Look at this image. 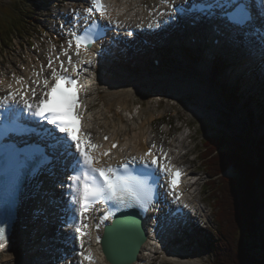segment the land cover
Here are the masks:
<instances>
[{
	"label": "snow or ice",
	"instance_id": "6c2138e0",
	"mask_svg": "<svg viewBox=\"0 0 264 264\" xmlns=\"http://www.w3.org/2000/svg\"><path fill=\"white\" fill-rule=\"evenodd\" d=\"M163 2L170 3L171 0ZM88 3L91 6L83 10L87 15L82 19L90 23L84 26V32L98 26L99 21L95 19L97 15L111 21L106 0H88ZM199 10L205 12L208 18L219 20L241 34H244V29L256 16L264 21V0H204ZM73 11L79 17V11ZM261 26L264 28V24ZM73 35L76 55L79 57L81 48L87 51L94 41L84 35ZM67 43L69 48L63 50V55L67 56V66L64 60H59V67H54V60L49 56L47 67L52 69L51 76L43 79L39 98V79L33 80L31 85H22L20 90L10 91L6 96L0 97V172L19 175L36 163L46 165L56 160L67 161L65 172L70 171V174L67 175L66 187L72 202L78 205L76 211L80 220V226L75 228V233L78 234L76 258L78 264H85V261L94 264L96 257L85 244V237L90 235L85 219L91 207L97 201L113 202V206L123 205L127 208L137 204L145 205L146 199L151 198L152 190L140 175H133L129 162L124 161L113 166L101 163L100 158L93 155V151L100 145L91 140V133L83 130L87 105L83 104L81 91L86 92L87 89L80 81L82 65H90L92 61H73L72 56L68 54L73 41L69 40ZM41 68L43 69V65ZM34 75L39 76V73ZM23 79L18 78L17 83ZM9 88H12V85H9ZM32 121L39 131L35 127H29ZM104 139L108 140L109 137L105 136ZM115 147L117 143L112 144V148ZM155 147L153 144L139 158L132 157V162L135 163L139 159L143 166L140 169L142 174L151 176L163 172L170 177L171 193L179 202L182 193H176L182 172L170 164L167 153H163L164 162L161 163V156L153 152ZM110 151L111 149H108L100 153V156H107ZM145 170L152 171L145 173ZM184 207L187 208L188 205L185 204ZM157 220L158 228L162 232H175L183 226L182 219H169L168 213H163V218L157 217ZM96 227L98 229L99 224ZM4 231V228L0 227V237H3ZM101 239L99 235L96 236L97 243ZM2 248L4 244L0 243V249Z\"/></svg>",
	"mask_w": 264,
	"mask_h": 264
},
{
	"label": "rangeland",
	"instance_id": "374dc122",
	"mask_svg": "<svg viewBox=\"0 0 264 264\" xmlns=\"http://www.w3.org/2000/svg\"><path fill=\"white\" fill-rule=\"evenodd\" d=\"M23 1L26 2L25 6H27L30 0H15V2L0 0V16H2V8L8 6L12 7L14 13H18V11L23 13V11H25L23 8ZM53 1L55 5L61 3L58 0H51V2ZM150 3L151 0L148 4ZM34 9L35 8H31L30 10ZM34 11L37 12V9ZM29 21L32 22V20ZM54 36L55 35L52 37L54 38ZM26 40L27 39H24L25 43H27ZM37 45L38 43H36L35 47ZM171 45L175 48H172L171 52H176L175 54L177 56L179 51H181V47L177 46L174 41L171 42ZM27 48L29 47L22 48L19 46V39L15 40V45H5L3 53L0 54V66L3 68L6 63L9 65L14 63L20 68L21 60H24L23 54L27 53L25 50ZM41 49L47 50L46 42H44ZM233 50L238 51L239 47H234ZM164 51L168 52L167 49H164L163 52ZM224 54L227 55H225L226 60L219 59L218 61H214V63L209 60V62L214 65L210 64L208 69L201 66L204 64V59H200L198 63L191 61L189 58L186 60L187 53L184 54L183 58L185 60L183 62H168L159 70L148 68L149 70L146 71L142 67H138L136 69L137 71H132L130 74L129 80L131 79L132 87L126 86V90H124V92L128 93V99L126 98L128 106H115L112 113H107L105 116L102 115L101 118L105 123L107 122L106 124L109 126V129L113 128L111 131H113L115 127H119L120 119H122L123 128L129 131V134L125 131L127 133L126 137H132L134 133H137V135H143L144 133L151 135L153 131L154 135L161 140L169 141L168 144H176L178 140L174 138L172 141L171 136L165 133L168 132V130H172L180 139L181 144L184 145L185 151H189L186 160L193 165V168L203 173L196 188L204 189L206 193L203 194V196L208 198L207 201L210 204L216 206H225L226 204L227 208H230L226 195H219V198L215 199V195L212 193L213 190L211 188L207 190V186L204 187L209 177L206 174V164L203 163L200 156L202 149L205 150L203 143H201V139L203 137H208V135L218 136L221 133H227L229 136V143L226 148L236 149L237 147L250 143L249 128L255 136L259 137V135H262L264 133V125L261 122V116L258 113L255 114L254 117L251 116L247 108L243 107L242 103H238V98L243 94L245 99L242 100H249L246 97L247 92L257 93L262 89V93H264V88L262 83H259V85H251L242 77L235 76L236 55H234L232 51L225 52ZM197 55L196 52L193 53V56L196 58ZM226 67L227 69H224ZM257 73L258 72H256V76ZM136 80H141L137 87L135 84ZM236 81L239 82L235 83ZM93 83L95 86L99 83V80L94 79ZM233 84L239 88H231ZM244 85L246 86L244 87ZM130 88V92H127ZM96 89L98 88H93V90ZM93 94L94 96H98L96 93ZM235 96L237 99H235ZM262 96H264V94H262ZM99 104L102 105V102L98 97L95 105ZM163 121L168 122L165 125L162 124ZM169 121L171 123H169ZM188 124L190 126H188ZM133 129L135 131H132ZM144 136L147 137L146 135ZM228 174L234 175L235 172L230 168ZM215 232L216 230L214 234ZM51 234H53V232L50 233V236ZM218 236H220V228L218 229ZM192 240L193 242L196 241L193 238ZM47 241L48 240H45V242ZM199 245L200 244H198V246ZM198 246L197 244H193L183 249L189 254L187 258L177 257L174 260L167 257L169 260L165 263H162L161 259L157 262L158 264H217V260L214 261L212 250L203 248L199 252L194 248ZM167 253L170 254L171 252ZM48 257H50V255H46L44 258L48 259Z\"/></svg>",
	"mask_w": 264,
	"mask_h": 264
},
{
	"label": "bare ground",
	"instance_id": "6f19581e",
	"mask_svg": "<svg viewBox=\"0 0 264 264\" xmlns=\"http://www.w3.org/2000/svg\"><path fill=\"white\" fill-rule=\"evenodd\" d=\"M81 3H86V0H79ZM135 1V0H134ZM133 2H131L132 4ZM139 5H136V7ZM133 7V5H132ZM135 7V8H136ZM143 21H141L142 23ZM212 37V40L209 41L207 38ZM54 38H56L54 36ZM219 38L220 41L218 44L214 43V39ZM202 42H204L203 45H198L197 42L195 43L196 47L200 46H206L207 49L206 51L202 49V52L204 53V64L203 68L208 69L210 66L209 60L214 63V60L218 58V56L222 53L232 51L234 52V55H236L235 61H236V66H235V76L237 77H242L248 84L251 85H257L258 83H264V59L260 57L259 59L256 56H250L247 55V50L242 49L240 46L238 51H234L233 48L236 47L235 45H232L228 41H224V37L220 34L213 33L212 31H205L201 35H199V38ZM152 46L154 45V48L148 47L144 45L143 42H141L140 49L138 52L132 51L131 56H133L131 59H126L130 55L128 53H123L122 55H119V57L114 58L111 57L108 59V63L105 61L102 65L104 67V71H100L97 69L96 76L98 77L97 79L99 80V84L97 86L98 89L95 90V92L92 90V94L96 93L99 96V99L102 102V109L100 105H95L93 101L95 100L94 94L92 95V104L90 105L89 102H87V111H88V117L91 118L90 122L92 124H89L90 126L97 124L99 125L98 122H95L96 120H100L102 115H105L104 109L112 113L114 110L115 106L117 107H127L128 106V101H127V96L128 93L124 92L125 87L129 86L131 82L127 83L129 80L122 83L117 81L115 78L117 75L112 76L111 72L108 71V67L116 68L118 65V70H121L123 72H129L134 71V68L131 69L130 63H136L139 64L140 62H147V61H155V60H161L163 58L162 55H160L158 52H148L151 50H155L158 48V43H156V40L153 39L152 41ZM54 44V42H52ZM177 46L181 47V43L176 44ZM237 48V47H236ZM56 47L51 50L53 51V60L54 63L57 61V54L60 53L59 51L55 53ZM146 52V53H143ZM185 51L181 47V51L177 54V57H184ZM208 53V55H207ZM183 55V56H182ZM37 55H35L33 58H35ZM126 59V60H125ZM37 61V62H36ZM218 61V60H215ZM261 62V63H260ZM32 63H35V66H38L41 69V66L47 67L44 65L43 60L39 61V59H34V62H29L25 67H29ZM212 65V64H211ZM136 67V66H135ZM213 67V66H212ZM224 69H227L224 68ZM256 72L257 76H256ZM20 72L18 71L17 79L22 77V74H19ZM28 73L30 74V69L28 70ZM233 74V73H232ZM236 77V78H237ZM16 79V83L13 84L15 86L18 85ZM96 80V79H95ZM12 76L5 75L3 78L0 80V86L5 87L8 83L12 82ZM239 81H236L235 83H238ZM127 83V84H126ZM192 83V82H191ZM136 84V83H135ZM140 84V83H138ZM190 84V83H189ZM195 85V84H194ZM246 85H244L245 87ZM182 87V86H181ZM190 84V88H191ZM192 89V88H191ZM131 88L127 90V92H130ZM180 90V89H179ZM113 97V100L109 98ZM127 98V99H126ZM126 110V109H125ZM117 114V113H116ZM120 119V125L119 127H115V129L112 131L115 134H119V130L123 132V142H129V149L134 152V153H139V152H145L148 149V145H146V137L141 134L137 135V133H134L132 137H126L127 133L123 131V122ZM111 131V130H110ZM102 135L103 133L100 132ZM122 136V135H121ZM211 144V143H210ZM182 145L181 142L178 140V142L168 144L171 148H178V146ZM208 146V145H207ZM128 149V150H129ZM36 182L35 185L32 189V191L28 194L27 199L23 200V205L21 207L20 211V217L14 227L13 233L8 239L7 243L4 245V248L0 250V264H37V261L39 262L38 264H59L57 260L54 258L56 255L51 252L52 247L44 248L45 246H56L58 247L57 244L54 242L49 241V233L46 228L44 227L45 224H39L45 223L42 218H38L39 215H42L43 212L46 209L47 211V206L46 203L45 205L41 204L40 199L37 197L36 194H34V188L36 187ZM68 184V182H67ZM66 184V185H67ZM63 186V184L61 185ZM195 186V183L191 184L190 189H193ZM51 196L57 197L60 195L59 193L55 195V191L53 187L50 189ZM65 192V194H70L68 189L67 190H62ZM57 192V191H56ZM49 197V195H48ZM37 203V208L34 210V213L31 214V203ZM65 202V200H64ZM42 205V206H41ZM74 202L72 200H68L66 203V209L64 216L66 217L68 212H69V220L63 227H68L70 226L71 223V218L74 214ZM68 209V210H67ZM39 214V215H38ZM151 216V215H150ZM62 227V228H63ZM42 229V230H41ZM143 231L141 228L138 229ZM146 230L148 237L146 240L140 241L139 244V239L140 238H132L131 240H128L124 238V236L116 235L113 236L111 233H108L104 237V241L107 239L110 241V244L114 246H121L123 247L124 245H127L126 250L131 252L129 255L125 254L126 256H129V259L125 264H150L149 260L150 256L152 255L151 253H154V256L156 255H164L167 257H170L172 259H176L178 254H181L185 257L188 256L187 252L181 251H172V253H167L166 251L168 250V247L166 245L167 241H171V238L173 235H176V238L178 237V231L173 232H166L165 234L158 233V229L154 228L152 224L148 223L145 225L144 231ZM32 233H31V232ZM38 232V233H37ZM33 235V238H32ZM46 236L45 240H48L45 242V240H41L42 236ZM115 239H118L114 243H111ZM127 242V244H126ZM178 242H181L180 236L178 237ZM124 244V245H123ZM137 244V248H136ZM93 248L99 254L100 256H97V263L96 264H118L115 261L108 259L106 256V252L104 249V246H101V243H93ZM167 247V250L160 251V249ZM51 250V251H50ZM46 255H50L48 259H45ZM180 258V257H179ZM46 261V263H45Z\"/></svg>",
	"mask_w": 264,
	"mask_h": 264
},
{
	"label": "trees",
	"instance_id": "16d2710c",
	"mask_svg": "<svg viewBox=\"0 0 264 264\" xmlns=\"http://www.w3.org/2000/svg\"><path fill=\"white\" fill-rule=\"evenodd\" d=\"M22 20L12 15L0 20V46L1 35L8 36L14 28L20 30ZM261 139L232 150L226 149V135L209 138L203 144L212 176L231 167L236 172L233 177L220 175L212 181L214 191L226 195L230 204V208L221 205V214L227 223L225 232L232 236L221 252L215 245L217 264H264V136Z\"/></svg>",
	"mask_w": 264,
	"mask_h": 264
},
{
	"label": "water",
	"instance_id": "95a60500",
	"mask_svg": "<svg viewBox=\"0 0 264 264\" xmlns=\"http://www.w3.org/2000/svg\"><path fill=\"white\" fill-rule=\"evenodd\" d=\"M116 229H114L112 232L116 231ZM117 230H119V229H117ZM140 233L141 234L139 236V238H140L139 244H140V241L146 240V238H147L146 233L144 231H141ZM106 234H108V233H106ZM124 237H126L127 239H129L131 237L136 238L132 231H130V232L126 231V233L124 234ZM126 248H127V245H124L123 247H121V246H114L113 247L110 244L109 240L106 239L104 241V249H105V252L107 254V257L109 259L115 261L118 264H125L127 262V260L129 259V256H126L125 254L129 255L131 252L127 251ZM136 248H137V244H136Z\"/></svg>",
	"mask_w": 264,
	"mask_h": 264
}]
</instances>
